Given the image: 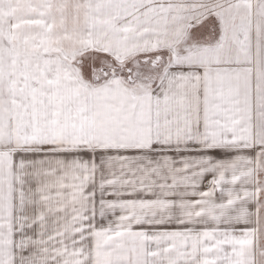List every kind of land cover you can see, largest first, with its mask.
<instances>
[{
  "label": "snow or ice",
  "instance_id": "1",
  "mask_svg": "<svg viewBox=\"0 0 264 264\" xmlns=\"http://www.w3.org/2000/svg\"><path fill=\"white\" fill-rule=\"evenodd\" d=\"M0 264H264V0H0Z\"/></svg>",
  "mask_w": 264,
  "mask_h": 264
}]
</instances>
